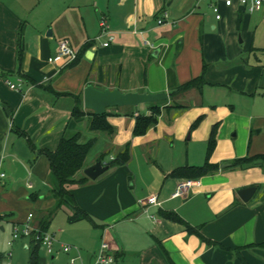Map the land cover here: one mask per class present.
Listing matches in <instances>:
<instances>
[{
    "label": "crops",
    "instance_id": "obj_1",
    "mask_svg": "<svg viewBox=\"0 0 264 264\" xmlns=\"http://www.w3.org/2000/svg\"><path fill=\"white\" fill-rule=\"evenodd\" d=\"M41 1L0 0V170L4 172L2 165L10 156L25 165L27 177L48 187L44 195L37 186L25 197V204L40 203L38 214L32 208L19 213L8 202L14 194L1 181L0 215L5 216L0 231L4 222L20 224L32 212L33 225L53 233L58 249L51 255L37 246V262L43 250L52 260L65 255L68 264L74 250L63 252L59 245L79 244L75 229H84L85 263L104 239L116 264H264V161L223 169L236 158L264 154V64L248 60L255 49V29L264 25V0L253 11L238 0L230 5L217 0L219 18L211 0H62L61 10L53 15L39 7ZM163 10L168 16L158 23ZM101 17L113 36L107 46L101 42L108 34L96 38ZM61 39L77 51L76 62L67 55L49 60ZM202 73L201 87L172 93ZM18 79L21 90L11 89L7 80ZM87 84L101 90L165 91L168 97L156 102L161 108L157 122L143 134H133L135 117L148 114L151 103L139 104L137 110L107 107L105 119L113 132L92 131V110L83 105ZM52 90L80 96L84 114L73 117L76 98ZM65 131H79L81 143L95 139L78 176L98 160L108 165L129 147L125 164L108 166L95 179L71 185L76 204L92 221H69L71 210L56 207L45 155L35 158L28 146L27 153L14 149L20 138L25 141L23 132L37 149L53 151ZM135 149L143 153L133 163ZM207 160L219 170L194 179L198 185L185 196L172 197L177 182L185 178L171 171ZM247 186L255 191L243 201L237 192ZM150 195L157 196V205L140 203ZM57 210L66 214L68 223L49 231ZM164 212H174L182 221L164 217ZM81 221L92 225L98 240L89 227L78 226ZM19 240L31 254L35 245L30 239Z\"/></svg>",
    "mask_w": 264,
    "mask_h": 264
},
{
    "label": "trees",
    "instance_id": "obj_2",
    "mask_svg": "<svg viewBox=\"0 0 264 264\" xmlns=\"http://www.w3.org/2000/svg\"><path fill=\"white\" fill-rule=\"evenodd\" d=\"M21 41L19 45L21 46ZM78 54L74 61L76 62ZM205 83L204 73L192 78L191 80L179 85L175 88L172 93H178L185 89L193 86L201 87ZM55 95H71L76 98V106L72 108L71 114L73 117H80L84 114L83 110L80 108L81 98L78 95H72L70 93H59L51 91ZM164 100L163 102H165ZM161 112V108L156 103H151L150 111L148 114L138 113L135 117V124L133 128L134 135L143 134L157 122L158 115ZM91 113V119L89 121V129L92 131H105L113 132L112 126L105 119V111L101 115H96L94 112ZM20 134L25 138L27 146L34 153L35 158L39 154L45 155L49 162V169L52 176L55 179V186L51 189V196L55 199L56 207L65 205L71 210V214L68 215L69 221H78L82 219L91 220V217L81 209L75 202L74 196L70 191L71 185L82 184L87 181L85 175L78 176L79 172L84 168L85 159L95 143V139L91 138L88 141L81 143L79 142L80 132L75 131H65V133L60 138L58 145L55 150H49L47 148L37 149L31 139L23 132ZM213 141L209 142L208 152L212 149ZM129 147L128 145L120 151L115 157H113L107 164L108 166H121L125 164L129 159ZM264 161V154H257L254 156H245L242 158H236L235 160L228 161L223 166V169H235L243 168L247 166H255L261 164ZM219 170L218 164H214L205 161L201 165H184L174 168L170 175L174 177H181L185 179H198L204 175L212 174ZM34 195H30L31 200L34 199ZM164 217L175 221H182L181 218L174 212H164L162 213ZM5 215H0L2 219ZM264 245V242L261 243ZM37 250L38 247L35 246L32 253L30 254V263H37ZM116 256V255H115Z\"/></svg>",
    "mask_w": 264,
    "mask_h": 264
},
{
    "label": "rangeland",
    "instance_id": "obj_3",
    "mask_svg": "<svg viewBox=\"0 0 264 264\" xmlns=\"http://www.w3.org/2000/svg\"><path fill=\"white\" fill-rule=\"evenodd\" d=\"M61 4H62V0H43L39 3V7L40 8L45 7L46 10L48 12H51L53 15L59 10H61ZM58 22L55 21V23L57 24ZM61 29L63 30V27ZM254 34H255V40L253 41V46L255 49L252 53L248 55V60L252 64L255 63L264 64V25L258 26L257 29H255ZM140 108L141 110H144L143 107ZM14 149H17V151H19L20 153L23 152L27 153L28 151L26 142L22 138H20V144L15 145ZM142 153L143 151L140 149L138 150L135 149L134 152H131V154H134L135 156L133 163H136L138 158H142ZM14 161H15L14 158L8 156L6 157L5 162L2 165V168L6 174V177L1 180L2 182L6 181L3 187L5 188V190L14 194V196L12 195L13 198L11 197L10 200H8V202L12 206L17 207V209L16 208L14 209H16L19 213H25L30 208H32L35 214L36 213L38 214V210L40 209V203L39 204L36 203L34 205H30V203L25 204L24 202H29L25 197L28 195L27 193H30L32 190L34 189L37 190V186L38 188H40V193L44 195L48 191V187L45 184L42 185L41 182L39 181H38L39 184H37L36 182H34V178L32 179L30 176L24 179H17V180L13 179L11 174H12V169L14 168L13 167ZM51 180L55 184V179L52 175H51ZM30 181L33 182V186L32 184L29 183ZM53 215L54 217L52 218L48 226L49 231L53 229L55 230L57 225L68 223L67 216L63 211L57 210ZM78 226H86V228L89 227L91 229V233H93L92 235L93 240H95V238L96 240L99 239V236L97 238V235L95 234L96 232L95 229L92 227V225L89 222L81 221V223H79ZM12 227L13 226L11 225L10 222H4V231H0V264H31L29 258L30 251L28 249L23 248L22 242L19 239H15L11 245L7 244V241L10 239ZM75 232L77 233L76 237L80 238L81 244L76 243V245L74 246L78 248L80 253L81 252L83 253L85 247L82 246V244L84 245V243L87 242L86 235L88 234V232H85L84 229L82 230L75 229ZM88 240L90 239L88 238ZM88 246H90V244ZM8 252L11 253L10 257L8 256ZM38 257L39 260L36 264H64L63 261L65 255L61 254L59 258L52 260L49 258L48 254H46L43 250H39Z\"/></svg>",
    "mask_w": 264,
    "mask_h": 264
},
{
    "label": "built area",
    "instance_id": "obj_4",
    "mask_svg": "<svg viewBox=\"0 0 264 264\" xmlns=\"http://www.w3.org/2000/svg\"><path fill=\"white\" fill-rule=\"evenodd\" d=\"M226 5H230L232 0H223ZM240 4H242L248 11H253L259 9L262 5L263 0H238ZM211 8L213 12L216 13V17L219 18L218 14V6L216 4L217 0H211ZM168 12L163 10L160 12L157 22L162 23L165 18H167ZM99 34L96 37L97 39L101 36L108 34V39L106 41H102V46H107L109 41L112 40L113 36L110 34L108 29V24L105 20V17H101L99 20ZM67 55L70 57L71 60L76 59L77 51L73 49L67 39H61L58 41L57 51L53 57H50L49 60H56L59 56ZM7 84L11 89L16 91H20L22 88V80L18 79L16 82H12L7 80ZM1 164V158H0ZM6 174L0 170V181L4 179ZM198 185V180L193 179H182L179 180L176 184L175 190L172 192V197H179L185 196L188 191L193 187ZM141 204H152L157 205L158 200L156 195H150L145 200L140 201ZM33 221V213L29 212L27 214L26 219L18 224L15 223L11 230L10 239L7 241L8 245H11L15 239L20 238H29L30 242L35 246L43 248L48 254H55L57 252L56 248V238L53 233H50L46 230L40 229L36 227L32 223ZM59 250L63 252H69L70 250H74V254L70 256L68 264H116V256L115 253L111 250L109 243L102 239L100 242L98 249L93 254L92 259L90 262L85 263L81 253L79 252L78 248L72 246L70 244H60ZM8 256H11V253L8 252Z\"/></svg>",
    "mask_w": 264,
    "mask_h": 264
},
{
    "label": "water",
    "instance_id": "obj_5",
    "mask_svg": "<svg viewBox=\"0 0 264 264\" xmlns=\"http://www.w3.org/2000/svg\"><path fill=\"white\" fill-rule=\"evenodd\" d=\"M168 93L165 91L150 93V92H124L118 88L97 89L92 84H87L83 88V105L87 109L92 110L96 115H101L107 107L110 106H131L137 110L138 105L142 103H156L166 100ZM15 170L11 176L17 179H24L28 175L25 165L21 161L13 162ZM108 168V165H103L100 160L86 167L83 172L89 179H95L103 171ZM255 191V186H247L241 188L237 193L241 200L247 201L251 198Z\"/></svg>",
    "mask_w": 264,
    "mask_h": 264
}]
</instances>
